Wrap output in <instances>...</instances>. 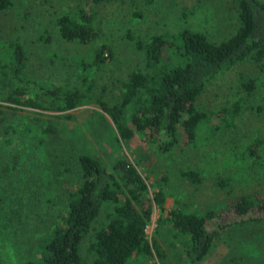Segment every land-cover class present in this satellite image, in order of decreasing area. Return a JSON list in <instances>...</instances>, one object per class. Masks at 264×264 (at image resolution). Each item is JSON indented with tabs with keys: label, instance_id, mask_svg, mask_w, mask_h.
<instances>
[{
	"label": "trees",
	"instance_id": "16d2710c",
	"mask_svg": "<svg viewBox=\"0 0 264 264\" xmlns=\"http://www.w3.org/2000/svg\"><path fill=\"white\" fill-rule=\"evenodd\" d=\"M114 1L74 0L73 11L55 18L60 38L83 45L95 41L103 27L100 9ZM233 2L237 26L227 35H213L190 23L146 38L127 29L124 38L142 57V64L127 72L117 94L108 100L92 94L95 82L87 74L111 57L104 45L94 48L89 59L75 58L66 82L56 85L23 77L20 44L8 43V53L0 57V102L58 112L94 103L102 113L89 109V114L95 113L104 127L108 126L105 114L115 131L111 146L100 148L102 155L94 149L79 151L73 157L74 166L61 164L49 171L55 188L51 198L62 196L63 209L38 245L28 248V258L15 264H147L153 253L160 264H198L212 248L217 231L264 223V193L230 196L220 209L201 213L175 205L163 217L165 192L156 190L150 196L144 178L122 150L129 152L128 145L135 139L155 140L163 157V151L171 152L178 145L192 147L218 133L203 132L202 126L209 122L213 131L229 125L237 104L214 112L215 119L209 120L212 114L197 100L209 81L238 62L252 61L260 74L259 84L264 85V0ZM9 3L0 0V11ZM255 79L243 81V88L253 90ZM36 114L39 120L42 114ZM51 117L67 120L72 115ZM52 126L47 121L40 134L47 136ZM42 142L37 137L33 149ZM76 172L79 183L72 185L69 178ZM180 174L190 182L198 180L191 169ZM222 182L220 177L215 181L220 187ZM154 206L160 213L148 242L144 229ZM159 226L171 247L163 248V242L154 237ZM246 240L252 242V249L253 239Z\"/></svg>",
	"mask_w": 264,
	"mask_h": 264
},
{
	"label": "rangeland",
	"instance_id": "374dc122",
	"mask_svg": "<svg viewBox=\"0 0 264 264\" xmlns=\"http://www.w3.org/2000/svg\"><path fill=\"white\" fill-rule=\"evenodd\" d=\"M73 3L10 0L0 11V57L8 53L9 42H18L23 77L59 85L68 79L75 58L89 59L94 48L104 45L111 57L87 74L95 82L92 94L106 100L117 94L127 72L142 64V57L124 38L127 29L146 38L188 23L213 35H227L237 26L233 0H117L103 4L101 33L92 43L83 45L62 40L55 24L59 14L73 11ZM259 75L254 63L245 59L205 85L197 102L212 114L209 120L215 119L214 112L230 109L232 104L238 108L229 125L220 131H213L211 122L202 126L206 134L218 132L206 141L192 147L178 145L171 152L163 151V157L156 150L155 140L135 139L128 145L129 152L122 149L144 178L150 196L156 190L165 192L163 217L175 205L201 213L220 209L230 196L264 193V85L259 84ZM248 78H256V87L249 91L241 84ZM0 105V264H15L28 258V248L38 245L63 209L62 196L51 198L55 188L49 171L61 164L74 166L73 157L79 151L91 149V153L94 149L102 155L99 150L111 146L115 131L105 114V127L95 113L89 114V109L102 113L94 103L64 112L3 102ZM37 112L42 114L39 120ZM58 113H69L72 118L51 117ZM47 121L53 125L52 131L43 136L40 133ZM77 126L80 132H71ZM37 137L43 142L34 150ZM187 169L197 172L198 180L183 178L180 171ZM219 177L222 187L215 183ZM69 180L72 185L78 184L77 172ZM159 213L154 206L145 227L148 242ZM161 229L157 228L154 237L163 242V248L171 247ZM214 239L209 253L198 264H264V223L221 229ZM246 239H253L252 249V242ZM30 258H34L33 253ZM153 263L160 264L154 253L147 261Z\"/></svg>",
	"mask_w": 264,
	"mask_h": 264
},
{
	"label": "built area",
	"instance_id": "2783aa9c",
	"mask_svg": "<svg viewBox=\"0 0 264 264\" xmlns=\"http://www.w3.org/2000/svg\"><path fill=\"white\" fill-rule=\"evenodd\" d=\"M144 232H145V229H144Z\"/></svg>",
	"mask_w": 264,
	"mask_h": 264
}]
</instances>
